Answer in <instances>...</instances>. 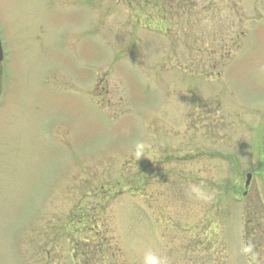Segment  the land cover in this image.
Segmentation results:
<instances>
[{
    "label": "rangeland",
    "instance_id": "374dc122",
    "mask_svg": "<svg viewBox=\"0 0 264 264\" xmlns=\"http://www.w3.org/2000/svg\"><path fill=\"white\" fill-rule=\"evenodd\" d=\"M198 5L164 33L118 0H0V264H77L86 207L112 233L109 264H247L257 169L229 198L256 168L264 0Z\"/></svg>",
    "mask_w": 264,
    "mask_h": 264
},
{
    "label": "trees",
    "instance_id": "16d2710c",
    "mask_svg": "<svg viewBox=\"0 0 264 264\" xmlns=\"http://www.w3.org/2000/svg\"><path fill=\"white\" fill-rule=\"evenodd\" d=\"M122 2L132 13L136 15L144 25L151 26L157 31L167 32L171 26L181 27V25L192 23V18L198 13L199 0H118ZM94 208V207H93ZM90 208H86L81 214V219L76 227L77 233H85L83 240L85 244L77 243L75 247L76 253L81 257H104L105 252L113 245L111 231H106L102 227L100 231H96L97 224L93 223L94 216L90 212ZM105 224V223H104ZM100 235L103 238L99 237ZM110 247V248H109ZM114 254H111L112 257ZM107 264V263H106Z\"/></svg>",
    "mask_w": 264,
    "mask_h": 264
},
{
    "label": "flooded vegetation",
    "instance_id": "af4514ba",
    "mask_svg": "<svg viewBox=\"0 0 264 264\" xmlns=\"http://www.w3.org/2000/svg\"><path fill=\"white\" fill-rule=\"evenodd\" d=\"M255 127H256V135L253 137L250 143L252 146L256 148L258 166L264 171V129H263L264 118H260L255 124ZM263 185H264V174H263ZM246 197L247 196H240L239 198H237V201L244 200V198ZM255 197L258 201L257 203L259 204L258 206L261 208L264 214V192L257 194V196ZM251 204L257 205L255 201L252 202ZM255 205L252 206L256 207ZM250 209H252L251 211L252 217L247 218V224L246 222L244 223V231L242 233V244L244 245L245 248L246 257L249 252L252 253L253 255L257 253V255L262 254V256H264V251L259 253L260 249H262L263 247V242H264V227H263L264 224L259 220L258 216L255 215V213L258 212V208H250ZM85 262H89V260L85 259ZM262 263L264 264V261Z\"/></svg>",
    "mask_w": 264,
    "mask_h": 264
},
{
    "label": "clouds",
    "instance_id": "9594fccd",
    "mask_svg": "<svg viewBox=\"0 0 264 264\" xmlns=\"http://www.w3.org/2000/svg\"><path fill=\"white\" fill-rule=\"evenodd\" d=\"M144 145L138 144L137 145V155L139 156L140 152L143 150ZM147 264H166V261L164 258L156 257V256H150L148 258Z\"/></svg>",
    "mask_w": 264,
    "mask_h": 264
},
{
    "label": "water",
    "instance_id": "95a60500",
    "mask_svg": "<svg viewBox=\"0 0 264 264\" xmlns=\"http://www.w3.org/2000/svg\"><path fill=\"white\" fill-rule=\"evenodd\" d=\"M2 58H3V53H2L1 43H0V61L2 60ZM249 181H250V175L247 176L246 184H249Z\"/></svg>",
    "mask_w": 264,
    "mask_h": 264
}]
</instances>
